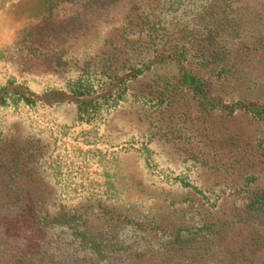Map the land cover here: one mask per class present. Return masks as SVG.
<instances>
[{
    "label": "rangeland",
    "instance_id": "obj_1",
    "mask_svg": "<svg viewBox=\"0 0 264 264\" xmlns=\"http://www.w3.org/2000/svg\"><path fill=\"white\" fill-rule=\"evenodd\" d=\"M256 193L264 0H0V264H264Z\"/></svg>",
    "mask_w": 264,
    "mask_h": 264
},
{
    "label": "trees",
    "instance_id": "obj_2",
    "mask_svg": "<svg viewBox=\"0 0 264 264\" xmlns=\"http://www.w3.org/2000/svg\"><path fill=\"white\" fill-rule=\"evenodd\" d=\"M183 81L185 84L196 88L195 80L193 78L185 75ZM251 113L255 112L251 111ZM246 209L247 213L249 215H252L253 218L264 220V193L254 194L252 200L250 201ZM260 240L261 239L258 237L256 240L253 241L251 246H259L261 243Z\"/></svg>",
    "mask_w": 264,
    "mask_h": 264
},
{
    "label": "crops",
    "instance_id": "obj_3",
    "mask_svg": "<svg viewBox=\"0 0 264 264\" xmlns=\"http://www.w3.org/2000/svg\"><path fill=\"white\" fill-rule=\"evenodd\" d=\"M115 123L116 124H118V120L116 119L115 120ZM122 125H124V122H120ZM110 124V123H109ZM105 132L107 133V134H110V129H108V127L105 129Z\"/></svg>",
    "mask_w": 264,
    "mask_h": 264
}]
</instances>
